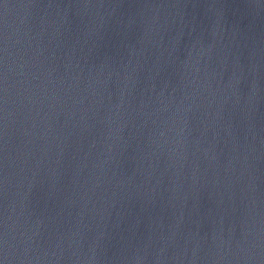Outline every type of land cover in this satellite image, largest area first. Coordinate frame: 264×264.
Segmentation results:
<instances>
[{"label":"water","instance_id":"95a60500","mask_svg":"<svg viewBox=\"0 0 264 264\" xmlns=\"http://www.w3.org/2000/svg\"><path fill=\"white\" fill-rule=\"evenodd\" d=\"M0 264H264V0H0Z\"/></svg>","mask_w":264,"mask_h":264}]
</instances>
